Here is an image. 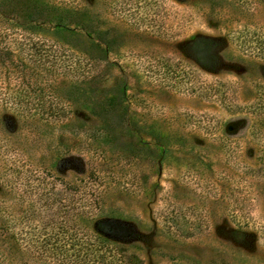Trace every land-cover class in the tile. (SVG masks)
Segmentation results:
<instances>
[{
	"label": "rangeland",
	"instance_id": "374dc122",
	"mask_svg": "<svg viewBox=\"0 0 264 264\" xmlns=\"http://www.w3.org/2000/svg\"><path fill=\"white\" fill-rule=\"evenodd\" d=\"M0 3L28 18L0 20L28 46L0 63V227L28 239L12 264H61L60 239L106 264H264V0ZM49 8L82 19L52 36Z\"/></svg>",
	"mask_w": 264,
	"mask_h": 264
},
{
	"label": "trees",
	"instance_id": "16d2710c",
	"mask_svg": "<svg viewBox=\"0 0 264 264\" xmlns=\"http://www.w3.org/2000/svg\"><path fill=\"white\" fill-rule=\"evenodd\" d=\"M4 2V1H2ZM3 4L0 3V7L2 9H0V20H2L3 23L10 24V22H13L14 24H16L15 19L19 18L21 20L22 23H26L28 22V18L26 17V15H23L22 13H20V15H18L17 17L14 16V12L15 10L13 9V5L12 8L10 9H3ZM49 13H51L53 15V18L46 19L44 21H41L42 23H46V22H53V25H51L50 29L53 31V35L52 36H57L58 34L61 35V33H63V31H72L71 27H69V17H77V13L75 11H73V9H64V12H62L61 14H57V10H55L54 8H49L48 9ZM13 16H12V15ZM74 14V15H71ZM80 20L82 19L81 17H79ZM34 20V19H32ZM30 21V20H29ZM73 21L70 20V22ZM82 22V21H81ZM78 22V23H81ZM22 25H18L17 27H15V29H10V27H4L5 29L2 30L0 33V63L1 65L7 64L6 62L13 60L14 58V52L15 48L13 49L12 46L14 44H18L19 45V51H22L23 49H27V43L24 41L26 38H24L23 36H25L24 32H25V28L26 27H21ZM89 30V29H86ZM65 34V33H64ZM63 34V35H64ZM60 49H62L61 46L54 45V47H52V59L51 60H60ZM59 51V52H58ZM43 55V54H42ZM40 63V62H39ZM41 64V63H40ZM76 69V68H75ZM43 98V97H42ZM8 100V102L6 101V104L9 103V105H15L18 107H22L23 104H25V107L27 106V100L24 97V94L20 93L17 95H9V97L6 99ZM42 106V104L40 105V107ZM24 108V107H23ZM12 222V219H8L7 222ZM12 225V223H11ZM9 226V225H8ZM7 226V227H8ZM14 226V224H13ZM7 227H0V241L2 243H0V246H2L4 251L0 252V264H12L13 261L9 260L8 258V254L10 253L9 250L11 249V244L9 242V239H13L15 237L16 239V243H18L16 245V248L19 250V253L24 254L27 253V242L28 239L26 237H23L21 233L18 234V237L13 236V233L10 235L7 231ZM95 228L96 230L102 234V235H106L112 238H116V237H124L127 232L129 231L128 226H125L121 223L118 222H114V221H110V220H105V219H96L95 221ZM8 230H11V227H8ZM3 231V232H2ZM39 239H36V243L38 242ZM75 250L72 253H67L66 249V245H68V241L66 239L61 240L60 239V245H58V250H57V254H56V259L61 263V264H106V257L105 255L99 254L98 252V248L94 247H84V245H82L83 243L79 240H75ZM67 242V243H66ZM39 246L35 247V251H34V255H44L43 252H45L44 245L42 244V241L38 243ZM73 245V243L71 244ZM19 246V247H18ZM43 246V247H42ZM7 248V249H6ZM5 249L7 251H5ZM25 264V263H24Z\"/></svg>",
	"mask_w": 264,
	"mask_h": 264
}]
</instances>
